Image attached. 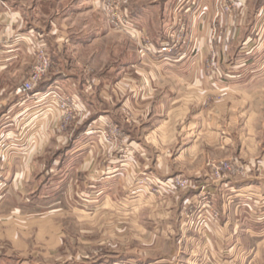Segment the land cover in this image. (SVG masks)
<instances>
[{
	"label": "crops",
	"instance_id": "1",
	"mask_svg": "<svg viewBox=\"0 0 264 264\" xmlns=\"http://www.w3.org/2000/svg\"><path fill=\"white\" fill-rule=\"evenodd\" d=\"M153 1L138 8L144 25L134 23L121 33L104 24L105 0H0V264H63L50 258L66 245L61 211L77 197L82 208L96 192L104 199L109 180L125 188L126 180L144 172L171 181L189 178L192 188L208 181L202 147L191 153L190 145L177 152L170 146L186 137L195 144L191 130L205 127L220 104L214 95L222 91L221 46L237 43V26L230 27L234 36L225 44L200 21L191 27L197 34L194 55L183 41L168 52L142 56L136 37L144 29L161 30L160 14L169 3ZM150 36L155 48L164 43ZM40 46L50 55L49 71L33 90L18 94ZM210 48L218 50L212 72L205 70ZM53 90L76 104L70 120L46 107L50 98L41 96ZM157 111L165 118L157 120ZM110 122L118 127L119 146L129 150L106 146ZM208 137L220 147L219 135ZM239 152L231 155L228 177L213 185L217 194L208 202L218 212L213 250H160L149 264H264V222L250 213L255 207L264 213V152ZM181 200L185 206L191 201ZM114 262L102 256L97 264Z\"/></svg>",
	"mask_w": 264,
	"mask_h": 264
},
{
	"label": "rangeland",
	"instance_id": "2",
	"mask_svg": "<svg viewBox=\"0 0 264 264\" xmlns=\"http://www.w3.org/2000/svg\"><path fill=\"white\" fill-rule=\"evenodd\" d=\"M157 2L162 4L164 0ZM104 4V24L111 26L107 4ZM122 4L133 23L141 26L145 22L138 8L151 7L155 2L125 0L124 3L123 0ZM163 12L159 19L161 30L152 32L144 29L143 32L150 38V35L157 36L158 41L163 40L170 45L173 44L172 39L182 45L186 41L192 45L190 55L197 52L194 47L197 34L192 31V25L200 21L209 23L210 37L221 36L225 44L234 36L230 27L237 26V43L221 46L218 81L222 84V91L219 96L214 95L215 101L220 99V104L207 116L205 127L191 130L190 135L196 137L195 144L186 137L185 142L181 143L179 139L170 146V151L177 152L190 145L191 153L202 147L203 153L208 156L205 166L211 169L206 175L209 176L208 181L192 188L195 184L189 178L180 177L171 181L165 175L144 172L134 175L131 183L126 180L125 188L117 180H109L104 183V199L103 196L97 197L99 192H96L85 208L80 206L84 205V200L79 197L77 202L72 201L73 207L77 205V211L73 207L62 208L60 232L64 234L66 245L55 250L54 254L51 252V259L60 258L63 264L71 260L79 264H97L99 257L103 256L113 258L115 262L112 264H149L147 259L157 256L160 250H213L212 225L218 222V212L208 202L211 196L215 198L217 194L213 185L228 177V170H222L220 166L233 162V156L239 151L245 154L252 150L264 152V0H169ZM248 37L250 42L246 44ZM129 40L126 46L132 49L134 43ZM207 56L205 70H217L218 50L210 48ZM153 116L160 120L165 118V113L157 111ZM209 132L219 135L220 147L207 140ZM118 134V127L110 122L108 130L104 131L106 146L129 150L127 146H119L115 138ZM168 180L171 184L166 185ZM186 197L191 200L185 202L187 206L181 200ZM250 213L256 221L264 222L262 208L255 207ZM83 214L92 218L82 219ZM129 255V258L122 259Z\"/></svg>",
	"mask_w": 264,
	"mask_h": 264
},
{
	"label": "built area",
	"instance_id": "3",
	"mask_svg": "<svg viewBox=\"0 0 264 264\" xmlns=\"http://www.w3.org/2000/svg\"><path fill=\"white\" fill-rule=\"evenodd\" d=\"M107 4V17L111 26L114 27L115 30L121 32H129L132 28H134L133 20L130 17V14L127 8L124 6L123 0H105ZM125 3V0H124ZM106 7V5H105ZM173 40V44L170 45L168 42H164L160 44L158 48L153 46L152 39L143 31H140L138 36L136 37L137 46L139 52L143 55H151L168 52L173 47L176 46L175 40ZM51 65L50 55L46 51V49L40 46L36 51L35 61L32 64L31 70L27 78L16 88V93H26L31 91L36 84H38L43 77L48 72V69ZM42 98H50L46 107L49 110H59L64 113L65 120H70L76 110V104L65 97H63L59 92L49 91L41 96ZM231 165L229 163L222 164L220 168L222 170H229ZM219 172V171H217Z\"/></svg>",
	"mask_w": 264,
	"mask_h": 264
}]
</instances>
